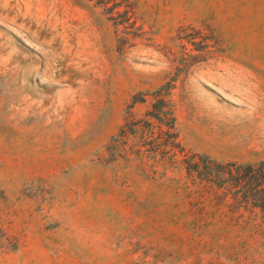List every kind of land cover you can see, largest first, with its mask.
<instances>
[{
  "label": "rangeland",
  "instance_id": "rangeland-1",
  "mask_svg": "<svg viewBox=\"0 0 264 264\" xmlns=\"http://www.w3.org/2000/svg\"><path fill=\"white\" fill-rule=\"evenodd\" d=\"M116 1L0 0V264H264L112 150L162 91L184 153L264 161V0Z\"/></svg>",
  "mask_w": 264,
  "mask_h": 264
},
{
  "label": "trees",
  "instance_id": "trees-1",
  "mask_svg": "<svg viewBox=\"0 0 264 264\" xmlns=\"http://www.w3.org/2000/svg\"><path fill=\"white\" fill-rule=\"evenodd\" d=\"M104 1L119 4L116 0ZM160 92L145 119L125 124L126 128L113 140V152L118 158L125 155L127 167L143 176H149L156 164L164 171L175 166L184 171L185 182L179 185L184 199L194 198L202 211H207L194 223L201 229H230L238 233L239 242L245 246L258 242L257 235L264 238V161L223 163L184 153L176 142L173 111ZM204 216H210L211 221H205Z\"/></svg>",
  "mask_w": 264,
  "mask_h": 264
}]
</instances>
